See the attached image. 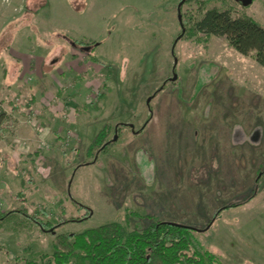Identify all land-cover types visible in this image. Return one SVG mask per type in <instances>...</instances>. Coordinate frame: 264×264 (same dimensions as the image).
<instances>
[{
    "label": "rangeland",
    "instance_id": "rangeland-1",
    "mask_svg": "<svg viewBox=\"0 0 264 264\" xmlns=\"http://www.w3.org/2000/svg\"><path fill=\"white\" fill-rule=\"evenodd\" d=\"M12 1L0 0V264H48L54 234L33 218L66 234L180 223L219 264H264V67L193 30L210 8L264 27V0ZM104 126L107 148L89 151Z\"/></svg>",
    "mask_w": 264,
    "mask_h": 264
},
{
    "label": "trees",
    "instance_id": "trees-1",
    "mask_svg": "<svg viewBox=\"0 0 264 264\" xmlns=\"http://www.w3.org/2000/svg\"><path fill=\"white\" fill-rule=\"evenodd\" d=\"M193 30L224 37L233 49L251 56L264 67V27L251 18L233 16L228 9L210 8L194 20ZM91 59L97 61L94 57ZM101 95L102 91L98 96ZM9 119L0 102V130ZM107 135V126H104L94 136L88 150L104 151L108 146ZM40 212L47 214L44 210ZM7 215L8 212L0 215V221ZM32 221L42 231L54 234L48 264H219L215 254L194 236L195 229L180 223L156 219L142 228L129 230L120 222L111 221L83 232L66 234L55 233L56 226L49 222L35 218Z\"/></svg>",
    "mask_w": 264,
    "mask_h": 264
},
{
    "label": "crops",
    "instance_id": "crops-1",
    "mask_svg": "<svg viewBox=\"0 0 264 264\" xmlns=\"http://www.w3.org/2000/svg\"><path fill=\"white\" fill-rule=\"evenodd\" d=\"M22 2L23 3H27L28 5H29V1L28 0H22ZM13 3V1L11 2V5H9V6H7L8 7V9H9V7L10 6H13V10H16V8L17 9H20L21 8V0H14V4H12ZM42 5V4H41ZM36 7L38 8V6L37 5H35L33 8L36 10ZM31 13V12H35V11H31L30 9L28 10V13ZM2 157H9V156H2Z\"/></svg>",
    "mask_w": 264,
    "mask_h": 264
},
{
    "label": "flooded vegetation",
    "instance_id": "flooded-vegetation-1",
    "mask_svg": "<svg viewBox=\"0 0 264 264\" xmlns=\"http://www.w3.org/2000/svg\"><path fill=\"white\" fill-rule=\"evenodd\" d=\"M93 45H94V43H93ZM79 49H82V50H84V51H86V52H91V47L89 46V45H85V44H79ZM218 211V210H217Z\"/></svg>",
    "mask_w": 264,
    "mask_h": 264
},
{
    "label": "water",
    "instance_id": "water-1",
    "mask_svg": "<svg viewBox=\"0 0 264 264\" xmlns=\"http://www.w3.org/2000/svg\"><path fill=\"white\" fill-rule=\"evenodd\" d=\"M240 1L242 4L246 5V4L250 3L252 0H240ZM171 223H174V222H171ZM174 224H178V223H174Z\"/></svg>",
    "mask_w": 264,
    "mask_h": 264
}]
</instances>
